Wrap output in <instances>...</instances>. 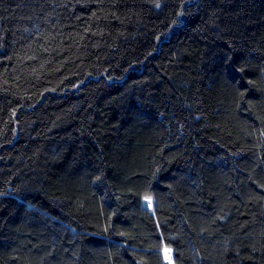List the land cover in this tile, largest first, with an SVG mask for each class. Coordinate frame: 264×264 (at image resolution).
Instances as JSON below:
<instances>
[{
    "label": "trees",
    "instance_id": "1",
    "mask_svg": "<svg viewBox=\"0 0 264 264\" xmlns=\"http://www.w3.org/2000/svg\"><path fill=\"white\" fill-rule=\"evenodd\" d=\"M166 248L264 264V0H0V264Z\"/></svg>",
    "mask_w": 264,
    "mask_h": 264
},
{
    "label": "rangeland",
    "instance_id": "2",
    "mask_svg": "<svg viewBox=\"0 0 264 264\" xmlns=\"http://www.w3.org/2000/svg\"><path fill=\"white\" fill-rule=\"evenodd\" d=\"M144 204H145V206H146L147 208H149L151 211L153 210V199H151V198L146 199L145 202H144ZM164 257H165V259H166L168 262H170L171 264H173V261H174V260H173L172 250H170V249H168V248L164 249Z\"/></svg>",
    "mask_w": 264,
    "mask_h": 264
},
{
    "label": "water",
    "instance_id": "3",
    "mask_svg": "<svg viewBox=\"0 0 264 264\" xmlns=\"http://www.w3.org/2000/svg\"><path fill=\"white\" fill-rule=\"evenodd\" d=\"M167 264H170L169 262Z\"/></svg>",
    "mask_w": 264,
    "mask_h": 264
}]
</instances>
